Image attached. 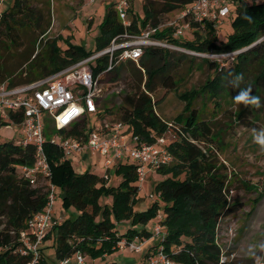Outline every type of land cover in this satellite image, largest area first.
<instances>
[{"label":"trees","instance_id":"1","mask_svg":"<svg viewBox=\"0 0 264 264\" xmlns=\"http://www.w3.org/2000/svg\"><path fill=\"white\" fill-rule=\"evenodd\" d=\"M32 1L12 0L11 6L0 13V40H8L10 47L23 48V72L4 66L9 69V87L29 84L52 75L104 49L114 37L139 33L147 26L155 27L163 16L193 2L142 0L144 18L139 20L130 9V24L127 27L122 25L114 4H111L100 24L94 52H86L59 36L37 51L33 46L26 47L25 41L32 31H38L43 38L49 28L47 25L41 27L44 16ZM231 15V33L224 40H217L215 28L210 24H206L205 34L202 35L199 25L192 23L188 31L192 37L190 41L173 39L172 30L164 29L157 31L154 37L167 40L185 53L148 47L138 62V69L135 63L125 62L132 66L133 71L131 92L124 95L121 105L116 108L121 121L129 125L132 135L141 142L152 143L157 137L173 135L167 149L174 157V164L156 170L165 178L156 184L158 199L148 209L134 210L139 193L135 165L119 164L115 174L120 177V182L113 187L103 176L92 172L75 174L70 164L63 160L57 146L44 145L51 170L50 181L61 189L63 208H73L76 212L75 216L52 227L58 262L77 253L91 259L113 254L117 252V243L122 240L127 243L135 239L149 240L153 231L147 225L160 213L158 224L165 235L149 249L145 259L161 248L175 264H220L221 250L216 244L217 225L238 213L243 206L230 199L229 175L216 147L218 137L213 134L208 121L194 108V103L197 98L209 99L219 108L224 96L233 98L237 94L238 90L228 87L227 81L238 74L244 77L241 87L251 86L254 95H264V0L258 4L242 2L234 7ZM58 42L63 43V48ZM188 52L237 54L229 63L220 65L209 58L187 55ZM196 58L213 76L207 78L202 86L191 87L178 94L185 106L172 124L167 125L155 113L152 94L157 86L175 91L179 83L168 72L184 60H188L192 68ZM107 63V56L97 59L92 66L95 74L104 70ZM122 68V65L116 67L109 74H119ZM109 74L102 78V83ZM104 96L101 117L112 112ZM256 111L242 107L233 112V120L245 127H253V120L257 119ZM49 130H52L51 125L46 133ZM57 133L65 136L75 132L59 130ZM34 152L33 145L22 148L14 141L0 143V264H28L32 259L31 254L20 253L19 235L26 229L27 221L44 209L46 186L38 181L33 187L19 169L33 166ZM104 199H109L110 204H101ZM124 222L129 227L119 233L116 228ZM48 238L49 235L45 240ZM40 253V264H46L42 247ZM225 264L237 263L229 260Z\"/></svg>","mask_w":264,"mask_h":264},{"label":"built area","instance_id":"2","mask_svg":"<svg viewBox=\"0 0 264 264\" xmlns=\"http://www.w3.org/2000/svg\"><path fill=\"white\" fill-rule=\"evenodd\" d=\"M3 1L0 0V5ZM96 1L98 0H88V4ZM112 4L122 25L129 26L131 0H117ZM229 13L230 8L226 0H193L190 5L167 15L157 26H147L135 34L118 35L104 49L52 75L16 87L0 84V125L10 124L19 129L21 138L14 141L16 145L22 148L33 145L35 148L33 166L20 167L19 170L33 187L38 181L46 186L44 209L27 221L26 229L19 235L22 245L20 253L22 255L29 253L32 256L28 264L41 263L40 248L45 242L49 229L60 222L53 216L56 190L50 181L51 170L44 153V145L49 143L57 146L63 154L64 161H67L68 156L75 154L81 157L88 152L98 155L104 159L103 167L106 173L102 176L107 182L110 178L109 167L119 161L126 160L128 164L135 165L138 183L144 180L147 171H154L171 164L174 157L167 149L169 142L164 135L157 137L152 143L141 142L138 137L132 135L128 124L100 116L102 98L106 92L102 78L127 61L138 66L144 49L148 47L185 51L167 40L156 39L154 35L157 31L171 29L172 38L181 41L184 39V33L190 30L192 23L198 24L200 30H204L206 24L217 28L221 24V19L226 18ZM188 53L203 58H213L211 60L218 62L223 59L232 60L237 54V52ZM103 56L108 57L107 66L95 74L92 66ZM220 65H223V62ZM90 116H94L95 121L88 126L87 121ZM49 125L54 132L47 137L46 129ZM59 130H74L75 133L61 136L57 133ZM219 223L216 228L217 245ZM152 231L153 236L150 239L158 241L165 235L159 224L155 225ZM145 241L135 239L127 243L122 240L117 243V250L128 249L135 254H141ZM219 248L220 264H225L233 255L226 253L222 247ZM74 257L76 264L84 263V256L80 253L75 254ZM68 262L69 259H66L59 261L58 264H68ZM142 264L175 263L159 248Z\"/></svg>","mask_w":264,"mask_h":264},{"label":"rangeland","instance_id":"3","mask_svg":"<svg viewBox=\"0 0 264 264\" xmlns=\"http://www.w3.org/2000/svg\"><path fill=\"white\" fill-rule=\"evenodd\" d=\"M226 1L230 8V14L226 18L221 19V24L215 28V35L218 41L224 40L226 35L231 33V14L235 6L242 2L246 4H258L263 0ZM115 2L117 0H98L93 4H88V0H33V5L37 9H40L44 16V22L41 27L44 28L47 25L49 28L43 38L36 30L27 36V41H25V37H22L25 41V46L28 48L33 46L37 51L46 42H50L59 36L64 40H69L73 45L82 47L86 52H94L95 40L100 35V24L105 16L106 9ZM9 5V0L3 2L0 6V13L7 10ZM130 7L139 20L144 18L142 0H131ZM166 16H163L161 21ZM204 32L203 30L201 31L202 35L205 34ZM183 38L186 41H190L192 39L190 32L184 33ZM58 45L63 48L62 42H58ZM175 51L177 53H185L182 50ZM22 53L23 48L10 47L8 40H0V84L9 83V69L4 66L12 68L14 71H24L23 59L21 58ZM212 61L216 63H229L231 60ZM121 65L123 68L119 74H109L103 81V87L106 89L104 101H107V107L111 108L112 111L104 118L114 121H121V118L116 113V108L121 105L124 95L131 92L130 85L132 83L131 73L133 68L128 63H122L117 67ZM134 65L136 68L138 67L136 64ZM190 66L191 64L188 60L180 61L168 72L179 83L175 91H168L165 88L157 86L155 92L152 94L155 102V113L167 125L172 124L173 119L183 111L185 106L184 102L178 98V94L191 87L198 88L202 86L207 78L213 76V73L198 58L194 60L192 68ZM142 75L145 77V74L142 73ZM13 79L18 81L15 78ZM260 99L262 106L256 111L255 117L257 119L253 120V127H245L233 120V112L242 107L239 109L234 108L232 98L224 96L220 101L219 108L209 99L197 98L194 103V108L199 111L203 119L208 121L213 134L218 137L216 147H218L219 159L226 167L229 175L230 199L241 203L243 206L231 218L219 223L217 233L218 245L226 253L228 252L230 255H233L229 260L237 264H264V249L260 247L261 244H264V153L260 152L258 146L252 142L250 133V130L253 128H264V95H261ZM100 108H102V104ZM94 121V116L88 117V126H91ZM53 132V129L49 130L46 136L52 135ZM172 136V134L165 135L168 142H170ZM20 138L21 135L18 128L10 124L0 128V143L17 141ZM86 158V154L82 157L77 154L67 157V161L75 174L89 171L102 176L106 173L103 167V158L92 155L93 159L91 161L96 162L97 165L90 169L84 166ZM118 163L126 164L127 161H119ZM118 163L110 166L108 170L110 176L108 184L113 187L117 186L120 182V177L115 174V168ZM172 164H174V161L168 166ZM164 178L165 176L156 172V170L146 172L144 180L138 183V202L134 210H146L158 199L155 193V186ZM55 190L56 201L53 208V216L61 223L63 220L75 216L76 212L73 208H63L61 189L56 185ZM104 203L110 204V200H101V204ZM159 215L161 216L158 213V216L148 223V229L151 230L155 225H158ZM128 227V223L124 222L119 224L116 230L122 233ZM157 243L155 242V244ZM155 244L153 243L152 246ZM43 256L46 264H57L58 262L53 246H46L43 249ZM107 256L106 262H101L100 257L93 260H96L95 264H110L115 258L119 264H140L141 259V255L135 254L128 249L117 250V252ZM85 261L88 260L85 259Z\"/></svg>","mask_w":264,"mask_h":264},{"label":"clouds","instance_id":"4","mask_svg":"<svg viewBox=\"0 0 264 264\" xmlns=\"http://www.w3.org/2000/svg\"><path fill=\"white\" fill-rule=\"evenodd\" d=\"M243 80V74H238L227 81L228 87L238 90L237 94L232 98L233 107L236 109L240 107L259 109L262 106L260 97L253 94L251 86L241 87ZM250 133L252 142L258 146L260 152L264 153V128H253ZM260 247L264 249V244H261Z\"/></svg>","mask_w":264,"mask_h":264},{"label":"crops","instance_id":"5","mask_svg":"<svg viewBox=\"0 0 264 264\" xmlns=\"http://www.w3.org/2000/svg\"><path fill=\"white\" fill-rule=\"evenodd\" d=\"M6 0H4L3 2H5ZM9 2H10V5L9 6H11V4H12V1L11 0H9ZM1 6V5H0ZM86 154V156H87V158L85 159V161H84V166L85 167H87V168H91V167H93V166H96L97 164H96V162H93V161H91V159H93L92 158V155H96V154H92V153H85ZM84 154V155H85ZM83 155V156H84ZM98 156V155H97ZM90 161V162H89ZM69 163V162H68ZM51 230H52V227L49 229V231H48V234L47 235H49V238L47 239V240H45V242L43 243V245H42V255H43V249L44 248H46V246H50V247H52L53 246V235L51 234ZM155 242H157V239H149V240H146L145 241V243H144V245H143V252L141 253V254H139V255H141V259H140V264H142L143 262H144V260H145V255L148 253V251H149V249L152 247V244L154 243L155 244ZM44 257V256H43ZM107 255L106 256H103V257H101L100 258V261L101 262H106V259H107ZM85 259H87L88 261H85ZM113 262H111L110 264H112V263H114V264H119L118 263V260L117 259H113L112 260ZM95 262H96V260H93V259H90V258H88L87 256H85V258H84V263L83 264H95ZM59 262H57V264H58ZM68 264H76V261H75V259H74V256H72L71 258H69V262H68Z\"/></svg>","mask_w":264,"mask_h":264}]
</instances>
